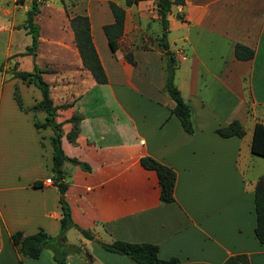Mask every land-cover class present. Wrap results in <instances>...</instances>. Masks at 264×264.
I'll return each instance as SVG.
<instances>
[{
    "label": "crops",
    "instance_id": "obj_1",
    "mask_svg": "<svg viewBox=\"0 0 264 264\" xmlns=\"http://www.w3.org/2000/svg\"><path fill=\"white\" fill-rule=\"evenodd\" d=\"M148 3H138L137 17L153 13L141 11ZM78 15L89 18L105 84H97L82 67L69 19L59 24L55 37L43 39L39 27L32 58L38 68L50 71L42 78L58 107L56 121L81 117L75 143L66 137L72 124L61 127L64 155L90 167L85 172L64 162L61 168L72 222L97 241L156 245L159 258L176 257L181 264H223L240 254L250 264H264V246L254 235L253 202L256 183L264 181V158L250 150L255 124H264V0H193L184 6L183 19L167 16V41L176 61L174 83L192 109V135L170 113L174 102L164 87L160 31L155 46L131 47V64L120 44L129 34L127 8L123 35L113 48L102 32L103 25L113 22L108 5L102 13ZM3 28L8 37L20 34L25 39L21 49L7 50L5 57L30 44L24 31ZM42 42L50 48L42 50ZM235 44L252 49V59L237 60ZM26 57L31 58L10 59L16 70ZM40 100L36 87L0 72V264H57L50 250L35 260L20 258L9 242L15 232L43 230L56 236L60 229L52 131L34 128V119L45 121L44 112L32 110ZM233 120L240 122L244 136H218L215 130ZM144 156L174 170L173 202H160L156 173L140 165ZM46 179L52 184L45 185ZM73 229L67 230L66 242L79 246L84 260L69 254L64 264H135L81 235L69 242L67 234Z\"/></svg>",
    "mask_w": 264,
    "mask_h": 264
},
{
    "label": "trees",
    "instance_id": "obj_2",
    "mask_svg": "<svg viewBox=\"0 0 264 264\" xmlns=\"http://www.w3.org/2000/svg\"><path fill=\"white\" fill-rule=\"evenodd\" d=\"M141 1H153L161 26L160 36L158 38V46L163 51L166 59L165 64V90L174 102L171 109V115H174L187 135L194 134L193 113L188 102L183 98L180 91L174 83L176 70V61L173 54L169 51L167 41V16L171 13L173 6H183L185 0H124V7L115 4L112 1L107 3L108 9L112 15L113 22L102 26V32L111 48L117 45L118 40L123 35L125 23V7L129 8ZM42 0H31L30 8L26 11L23 23L15 29L24 30L26 35L30 36V44L25 47L21 53L14 54L6 58L0 64V72H2L4 64L11 58L30 56L35 58L39 45V26L34 22V18L40 12L39 6ZM69 25L73 32L74 44L78 51L81 65L86 69L97 84H105L107 79L104 69L99 60L98 54L92 42L90 32V21L86 15H74L69 18ZM254 52L252 49L241 45H234V57L240 61L252 59ZM125 59L134 64L131 54L125 53ZM50 71L41 70L35 63L31 71L16 70L12 68L11 76L18 78L26 84L36 87L41 94V100L37 102L32 110H38L45 113V121L40 123L34 119V128L39 131L49 127L52 131V173L53 180L56 184L59 194V204L61 208V217L59 220L60 229L56 236H50L43 230L32 235H23L21 232H15L9 235V242L16 254L29 259H38L44 250L52 251V259L57 264H64L69 254H79L81 249L77 245H68L66 243L67 230L74 228L86 240L98 244L103 250L122 255L129 258L135 264H181L180 259L170 257L161 259L158 257V248L156 245L147 243H128L123 241H113L111 243H103L97 241L87 230H84L74 224L70 215V207L64 199V194L68 184L63 181L62 165L69 162L78 166L85 172H90V167L86 163H82L76 159L68 158L64 155L61 148L62 125L64 122L71 123L72 128L66 137L70 143H75L78 135V123L81 120L79 115H72L64 122L56 121L57 106H54L50 97V87L43 80L42 74ZM16 102L20 105L17 93L14 94ZM215 132L221 138H230L236 136L241 138L244 136V130L239 121L233 120L229 124L219 127ZM251 153L258 157L264 158V124L257 123L254 126L251 146ZM140 165L146 170H152L156 173L159 186V199L161 203H171L174 201L173 189L176 180L174 170L166 165L161 164L155 159L144 156L140 158ZM39 183H34L37 186ZM254 212L256 224L254 235L258 243L264 246V181L259 180L254 188L253 195ZM89 258L87 257V260ZM19 264H21L19 260ZM87 264H91L90 261ZM223 264H250L246 255H233L228 257Z\"/></svg>",
    "mask_w": 264,
    "mask_h": 264
},
{
    "label": "rangeland",
    "instance_id": "obj_3",
    "mask_svg": "<svg viewBox=\"0 0 264 264\" xmlns=\"http://www.w3.org/2000/svg\"><path fill=\"white\" fill-rule=\"evenodd\" d=\"M109 1L124 7V0H42L39 6L41 14L36 18V23L40 27V34H42V38L55 37L58 33L59 24L69 19L70 16L79 13L85 14L87 12L102 13L104 9H107V3ZM192 1L193 0H185L183 6H173L170 14L174 15L177 19H183L184 6L188 5V3H191ZM30 3L31 0H0V28L4 27L3 29L8 28L17 30L15 27L23 23L26 11L30 8ZM138 3L127 8V26L129 28V34H126L122 41H120V44L124 49V53L128 54H131L130 50L132 46L138 49L145 48L148 45L155 46V37L159 35V31H161L156 7L153 1H150V3L146 4L141 9V11H144L145 9L148 11L152 9L153 11L148 18L144 19L137 17V13L140 11L139 8H137ZM19 31L22 34L24 30L20 29ZM142 32H147L148 36L140 34ZM143 35L147 38L144 39L142 37ZM173 35L174 34H172V37ZM168 38L171 39L170 36ZM8 39H10L9 43ZM24 42L25 39L22 38L20 34H11L10 37H8L7 31H0V64L8 58L5 57L6 52L8 53V51H13L14 53L15 51L21 49ZM49 48L50 46L46 42H42V50H48ZM13 61L9 60L4 64L3 70L6 74H10L12 68H17L16 64H13ZM32 65V58L26 57L22 60L20 67L21 70H30ZM261 161V168L264 170V160ZM79 237L81 238L79 232L74 229L67 234V239L71 243L76 242V239ZM92 243L100 247L98 244L94 242ZM75 256H77V259L79 260H84L85 255L81 252L79 254H75Z\"/></svg>",
    "mask_w": 264,
    "mask_h": 264
},
{
    "label": "built area",
    "instance_id": "obj_4",
    "mask_svg": "<svg viewBox=\"0 0 264 264\" xmlns=\"http://www.w3.org/2000/svg\"><path fill=\"white\" fill-rule=\"evenodd\" d=\"M44 184H45V185H50V184H52V180H51V179H46V180L44 181Z\"/></svg>",
    "mask_w": 264,
    "mask_h": 264
}]
</instances>
